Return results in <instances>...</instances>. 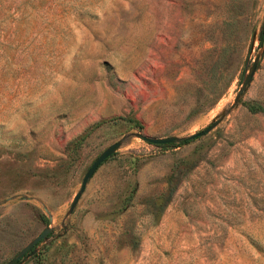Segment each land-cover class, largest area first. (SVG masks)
<instances>
[{
    "label": "rangeland",
    "instance_id": "obj_1",
    "mask_svg": "<svg viewBox=\"0 0 264 264\" xmlns=\"http://www.w3.org/2000/svg\"><path fill=\"white\" fill-rule=\"evenodd\" d=\"M263 27L264 0H0V264L45 227L14 264H264Z\"/></svg>",
    "mask_w": 264,
    "mask_h": 264
},
{
    "label": "water",
    "instance_id": "obj_2",
    "mask_svg": "<svg viewBox=\"0 0 264 264\" xmlns=\"http://www.w3.org/2000/svg\"><path fill=\"white\" fill-rule=\"evenodd\" d=\"M261 44H262V49H264V41ZM259 56H260V52H257L254 55L250 65L246 69V72L243 74L240 85H239L238 89L236 90L235 95L233 97V102H232L233 104L237 103L241 94L246 89L247 85L249 84V82L252 78V75L254 73V70L256 68V64H257V61L259 59ZM220 118H221V115L219 117L215 118L213 121H211L203 129H201L195 133H192L190 135H187L185 137H177L174 135L164 136V137H153V136H147V135H144L141 133H135V135H137L138 137H140L144 141H147V142L153 143V144H163V143H170L173 141L188 140V139H193V138H196V137H199V136L206 134L212 127H214L216 125V123L220 120ZM119 145H120L119 140L110 143L102 151H100L98 153V155L93 159V161L90 163V165L87 167V169L85 170V172L83 173V175L81 177L79 188L75 192V194L73 195V197L69 203L68 212H70L72 210L75 203L77 202L81 192L83 191V189L85 187L87 179L93 174L95 169L106 158H108L111 154H113L115 152V150L119 147ZM49 231H50V227L43 228L37 235H35L32 239H30L27 243H25L8 261H6L5 264H14L21 257L32 255L35 252V247H34L35 244L38 243L40 240L44 239L48 235Z\"/></svg>",
    "mask_w": 264,
    "mask_h": 264
},
{
    "label": "trees",
    "instance_id": "obj_3",
    "mask_svg": "<svg viewBox=\"0 0 264 264\" xmlns=\"http://www.w3.org/2000/svg\"><path fill=\"white\" fill-rule=\"evenodd\" d=\"M258 44H261L264 41V27L261 29L260 33L258 34ZM246 106V109L250 112V113H256V112H261L264 113V107L256 102V101H249V102H245L244 103ZM182 143V141L184 140H180ZM159 146H166V145H171V143H163V144H158ZM173 188L168 189V196L172 193ZM33 257H36L35 255ZM37 259V258H36Z\"/></svg>",
    "mask_w": 264,
    "mask_h": 264
}]
</instances>
